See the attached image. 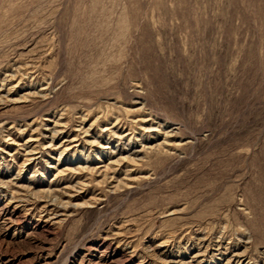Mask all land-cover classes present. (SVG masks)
<instances>
[{
	"label": "rangeland",
	"instance_id": "1",
	"mask_svg": "<svg viewBox=\"0 0 264 264\" xmlns=\"http://www.w3.org/2000/svg\"><path fill=\"white\" fill-rule=\"evenodd\" d=\"M0 264H264V0H0Z\"/></svg>",
	"mask_w": 264,
	"mask_h": 264
},
{
	"label": "bare ground",
	"instance_id": "2",
	"mask_svg": "<svg viewBox=\"0 0 264 264\" xmlns=\"http://www.w3.org/2000/svg\"><path fill=\"white\" fill-rule=\"evenodd\" d=\"M144 120H145V121H148V120H150V119H144ZM144 120H143V121H144ZM106 148H107V147H106ZM133 161H134V160H133ZM79 167H80V166H79ZM79 167H78V168H79Z\"/></svg>",
	"mask_w": 264,
	"mask_h": 264
}]
</instances>
